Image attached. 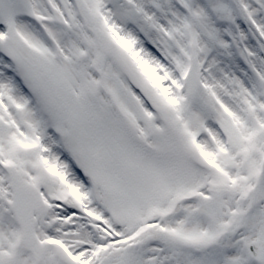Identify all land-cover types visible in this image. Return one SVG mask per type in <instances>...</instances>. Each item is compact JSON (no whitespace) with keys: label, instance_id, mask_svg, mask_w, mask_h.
I'll return each instance as SVG.
<instances>
[{"label":"snow or ice","instance_id":"snow-or-ice-1","mask_svg":"<svg viewBox=\"0 0 264 264\" xmlns=\"http://www.w3.org/2000/svg\"><path fill=\"white\" fill-rule=\"evenodd\" d=\"M0 264H264V0H0Z\"/></svg>","mask_w":264,"mask_h":264}]
</instances>
